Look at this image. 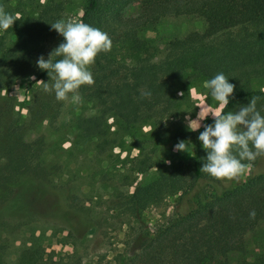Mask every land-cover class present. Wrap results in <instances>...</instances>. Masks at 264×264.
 <instances>
[{
    "label": "trees",
    "instance_id": "1",
    "mask_svg": "<svg viewBox=\"0 0 264 264\" xmlns=\"http://www.w3.org/2000/svg\"><path fill=\"white\" fill-rule=\"evenodd\" d=\"M232 1L225 30L213 40L192 49H158L139 39L135 30L165 15L201 18L207 0H85L80 21L106 32L112 41L111 51L98 55L91 67L94 84L80 89L82 100L92 103L94 112L72 120L82 138L95 142L91 150L96 161L111 157L110 151L131 131L160 122L173 108L175 93L198 77L207 81L223 73L235 86L224 114L235 113L258 96L256 108L264 116L260 88L264 85V0ZM134 2L137 13L125 15L124 9ZM51 31L40 18H27L18 27L12 47L0 50V93L26 70L35 81L50 80L45 71H34L33 61ZM39 86L31 89L25 116L20 115L18 103L0 97V190L9 191L21 176L52 190L66 189L67 206L86 216L93 227L105 233V227L110 231L124 227L125 254L130 255L121 264H228L227 256L244 251L246 234L264 223V157L251 163L244 178L217 181L200 172L207 153L196 147L185 166L156 170L146 183L128 190L132 183L125 182L126 175L122 187L114 181L113 192L105 199L97 187L90 194L75 192L74 175L62 171L57 154L45 147L38 133L42 124L43 129L54 130L58 116L54 92L40 96ZM108 119L113 121L112 131ZM213 123L214 119L205 125ZM30 134L36 137L27 147ZM97 178L96 185L104 188L102 176ZM169 196L176 198L173 212L164 223L147 227L144 211ZM4 199H0V264H41L39 235L34 230L49 223L31 216L5 218ZM253 210L256 215L251 219ZM239 264H264V248Z\"/></svg>",
    "mask_w": 264,
    "mask_h": 264
},
{
    "label": "rangeland",
    "instance_id": "2",
    "mask_svg": "<svg viewBox=\"0 0 264 264\" xmlns=\"http://www.w3.org/2000/svg\"><path fill=\"white\" fill-rule=\"evenodd\" d=\"M84 5L85 0H0V6L6 12L19 14V20L14 22L12 28L0 31V50L12 47L18 27L27 18H40L51 27L58 20H80ZM137 11L138 4L134 2L124 9V14L134 15ZM232 11V0H207L205 13L201 18L165 15L153 24L137 28L135 33L139 39L158 49L166 46L178 49L197 48L225 30L224 18ZM89 21L92 22V18ZM63 42V37L52 29L51 36L33 61L34 71L39 70L38 58L43 56L47 60L49 54ZM33 76L27 70L24 71L7 90L0 93V97L6 96L19 104L21 116H25L28 101L33 95L31 89L40 85L37 90L39 95L45 92L41 84L31 79ZM205 82L204 78L198 77L184 90L176 92L174 106L169 114L164 115L158 123L144 125L125 135L122 142L110 151L111 157L99 162L92 157L91 147H94L95 142L82 138L72 123L74 118L86 117L94 112V106L90 102L82 99L77 103L58 102L55 99L58 116L54 130L43 129L42 124L38 133L42 135L45 147L52 148L57 154L62 171H66L67 176L74 175L72 181L76 184L73 189L75 192L90 194L97 187V192H102L101 198L105 199L110 191L113 192L114 181L119 183L117 186L122 187L125 175V182L131 180L132 183L127 188L129 190L136 183L142 184L151 180L156 169L169 172L175 166H185V162L195 154L196 147L203 149L198 140L200 130L215 115V111H205V105L213 110L218 108V103L207 94ZM48 83L51 84L52 81L49 80ZM258 86L260 85L255 88ZM260 88L264 91V85ZM180 93L184 95L181 96ZM205 116L207 117L202 120ZM200 120L201 127L197 131H190ZM189 121H193L190 127ZM106 122L112 131V119ZM34 137L33 134L29 135L27 147L31 146L29 142ZM180 141L188 143L186 152L174 151V146ZM98 169L101 170V175ZM96 171L98 176H102L104 188L99 187L100 184L96 185V174L93 179L88 178ZM248 171L249 168L241 178ZM0 199L5 200L2 201L1 208L5 218L20 219L31 216L46 220L50 224L34 230V235H39L37 243L42 254L41 264H121L125 256L130 255L125 254L124 227L119 231H110L105 227L106 233L102 232V228L93 227L86 216L67 206L66 189L52 190L38 180L21 176L10 186L9 191L0 190ZM175 204V196H169L159 205L145 210L143 218L147 227L164 223L173 212ZM262 248L264 223L258 224L246 234L244 251L230 254L227 262L239 264L243 259H251Z\"/></svg>",
    "mask_w": 264,
    "mask_h": 264
},
{
    "label": "clouds",
    "instance_id": "3",
    "mask_svg": "<svg viewBox=\"0 0 264 264\" xmlns=\"http://www.w3.org/2000/svg\"><path fill=\"white\" fill-rule=\"evenodd\" d=\"M18 17V13L10 14L0 6V31L12 28ZM50 26L63 37L64 42L49 54L47 60L43 56L38 58L37 67L47 73L52 83L42 80L37 83L46 93L54 92L58 102L77 103L82 99L81 87L94 84L90 68L98 55L111 51V38L106 32L80 20H58ZM54 56L59 59L54 61ZM31 79L35 80V77ZM228 81L223 73H219L204 83L207 94L218 103V108L213 110L205 105V111H215L212 116L214 123L203 126L198 140L207 153L200 172L217 181L231 182L238 181L252 162L264 157V116L256 108L258 96L251 97L250 102L240 106L235 113L224 114L223 109L228 107L235 88ZM144 95L150 96V93L145 92ZM202 120L190 131H197ZM192 122L189 121L188 127ZM187 147V142L180 141L174 146V151L186 152ZM249 215L254 219L256 213L253 210Z\"/></svg>",
    "mask_w": 264,
    "mask_h": 264
}]
</instances>
